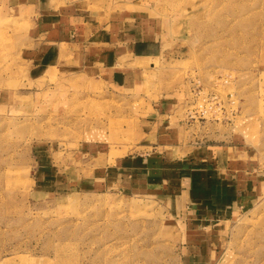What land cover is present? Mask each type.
<instances>
[{
  "label": "rangeland",
  "instance_id": "374dc122",
  "mask_svg": "<svg viewBox=\"0 0 264 264\" xmlns=\"http://www.w3.org/2000/svg\"><path fill=\"white\" fill-rule=\"evenodd\" d=\"M153 1L158 55L104 81L85 50L40 65L34 13L0 0V264H264V0ZM248 167L246 202L199 209Z\"/></svg>",
  "mask_w": 264,
  "mask_h": 264
},
{
  "label": "crops",
  "instance_id": "0c3cea01",
  "mask_svg": "<svg viewBox=\"0 0 264 264\" xmlns=\"http://www.w3.org/2000/svg\"><path fill=\"white\" fill-rule=\"evenodd\" d=\"M16 1V4L24 10H31L34 13L40 26V33L43 32L48 36L40 46V65L50 66L51 60L58 58L60 50L66 52L76 49L85 50L87 54L94 56V58H88L92 64L91 70L98 71V74L102 76L101 80L113 81L115 76L121 78L117 72L120 71L122 63H125L124 58L153 57L160 51L159 17L156 12L154 13L156 3L153 0H118L119 8L114 11L108 21L89 19L91 15L86 11L88 0ZM72 36L75 38L74 41L70 40ZM48 51L56 53L53 52L54 54L45 57ZM139 160L148 165L147 158ZM159 167L156 164L154 168ZM146 168L148 167L145 166L143 169L146 170ZM249 170L248 167L243 173L239 169H234L229 176L223 174L220 176L217 172L216 177L221 181L215 184L213 191L215 204L212 205L211 202L208 204L209 198L206 194L212 191L204 186L200 189V194L204 197L200 196L199 209L214 210L216 214L220 213L224 216L230 207L242 205L244 200L246 202L255 190V180ZM244 174L246 176L242 181L240 176ZM147 176L151 178L154 175L147 174ZM161 176L164 177V175ZM157 177L160 176L157 175ZM207 216L206 214L195 218L188 226L197 225L200 229L204 221L208 220Z\"/></svg>",
  "mask_w": 264,
  "mask_h": 264
},
{
  "label": "bare ground",
  "instance_id": "6f19581e",
  "mask_svg": "<svg viewBox=\"0 0 264 264\" xmlns=\"http://www.w3.org/2000/svg\"><path fill=\"white\" fill-rule=\"evenodd\" d=\"M120 264V263H119Z\"/></svg>",
  "mask_w": 264,
  "mask_h": 264
}]
</instances>
